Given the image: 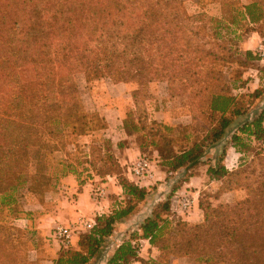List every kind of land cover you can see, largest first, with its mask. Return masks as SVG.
Masks as SVG:
<instances>
[{"label": "trees", "instance_id": "trees-1", "mask_svg": "<svg viewBox=\"0 0 264 264\" xmlns=\"http://www.w3.org/2000/svg\"><path fill=\"white\" fill-rule=\"evenodd\" d=\"M223 23L237 28L240 23L264 26V0H249L231 12L223 9L219 20H207L203 14L187 16L183 7L165 0H0V215L19 213L20 187L26 185L29 193L37 190L34 186H56L59 179L76 176L64 159L47 166L43 176L33 175L31 169L52 161L53 152L64 151L70 157L77 149L71 138L106 128L95 114L72 108V103L81 102L78 76L86 82L107 78L115 84L136 83L131 93L136 112H140L138 99L147 97L146 88L154 79L181 96L187 94L192 121L206 119L205 137L188 149L174 151L172 141L162 136L161 146L155 145L161 165L167 176L185 172L201 164L206 149H218L229 140L207 177L226 184L224 192L231 191L238 184V170L228 172L222 165L226 150L232 146L246 156L264 140V108L251 121L231 129L234 119L244 113L236 108L237 97L226 73L233 66L246 67L253 55L247 52L241 57L227 48L219 32ZM208 46L215 52L206 50ZM28 72L34 74L33 80L24 78ZM259 95L255 91L251 96ZM123 127L138 131L128 120ZM90 150L92 156L101 153V158L90 162L86 158L84 164L101 178L118 176L123 199L134 203L93 220L90 233L79 237L77 250L63 251L54 264H96L109 250L115 225L133 215L146 196L144 189L121 177L111 152L94 146ZM79 178L78 192L85 184ZM243 185L239 186L248 192L246 199L232 205L213 207L199 198L203 217L199 225L180 221L171 225L163 218L170 211V199L158 204L138 225L137 238L130 236L106 264H144L136 255L140 240L148 241L161 258L264 264V183L254 190ZM19 235L0 217V254L6 247L14 250L11 241L19 243Z\"/></svg>", "mask_w": 264, "mask_h": 264}, {"label": "rangeland", "instance_id": "rangeland-1", "mask_svg": "<svg viewBox=\"0 0 264 264\" xmlns=\"http://www.w3.org/2000/svg\"><path fill=\"white\" fill-rule=\"evenodd\" d=\"M165 1L173 2L181 8L183 7L187 16L203 14L207 20H219L222 18L223 9L226 12H231L232 8H240V6L246 5L249 0ZM225 23L220 26L219 32L225 41H227V48L237 51L241 57H244L247 52L253 55V59L248 62L246 67L239 68L233 66L226 73L227 80L233 84L231 89L232 94L237 97L236 108L244 113L243 116L234 119L231 127L234 130L246 121H251L256 113L264 108V26L252 25L245 27L241 22L237 28L226 26ZM209 49H213L214 52L216 50L211 46H208L206 50ZM24 78L26 80H33L34 74L28 72L24 74ZM76 84L80 91L81 102L80 104L72 103V108H75V112L78 108H82L88 113L95 114L99 119L104 121L106 128L104 130L90 132L77 139L71 138L70 140L72 142L77 143V149L73 150L70 157H66L64 151L53 152L52 156L54 157V161L34 164L31 169L33 175L43 176L47 174V166H55L58 161L64 159L68 165H72L73 169L77 172L76 176L80 177V180H85V182L95 181V188L92 190V195L94 196L97 190L102 192V184L113 180L116 186H119V181L118 176L101 178L96 175L95 171L89 169L87 164H84L86 158L88 162L93 160V158H96L97 161L101 158V153H95L94 156L91 155V147H97L102 150L101 152H111L120 166L121 177L125 178L129 183L132 182L126 178L125 173L130 175L135 181L148 178L141 179V176L137 177L133 173V168L136 163L140 160H145L148 163L151 174L154 168L159 167L165 172V179H171L173 181L172 185L167 187L169 192L164 194V198L160 201H154L149 206L148 204L153 193L152 191L148 192L146 188H141L146 191V196L142 203L144 206L154 209L158 204L170 199V211L163 215V218L168 219L171 225L179 221L191 225L184 220V217L189 216L192 211L191 198L188 197V194L178 192L173 194L171 191L180 190L179 185L194 174L202 177L206 176L202 180V183L198 182L200 186L198 185L199 187L196 189L200 193L199 198L213 207L232 205L245 200L248 192L239 185L244 184V187L250 186L248 188L249 190L258 189V187L262 188V183H264V140L258 142L257 146H252L249 150L248 157L245 156L243 158L244 162L237 169L238 177H236V181L238 180V184H234V188L231 191L237 192L238 196L234 199L233 203H226L227 199L224 196L226 193L224 192L226 184L211 181L207 177L208 168L217 162L221 155V148L229 140L226 141L225 139L223 141L224 144H220L218 149L203 150L204 157L199 166L185 172L179 171L167 176L168 170L161 165L158 151L155 148V145L158 147L161 146L159 139L162 136L166 137L169 141H172L171 145L174 151H182L190 148L193 143L200 142L205 137L208 126L204 117L197 118L194 122L192 121L190 109L186 104V99H188L187 94L181 96L180 93H176L174 90L171 91L166 83L154 79L146 88L147 97H140L138 99L140 102V112H136L131 98V93L137 89L136 83L115 84L107 78L86 82L82 76H78ZM255 91L260 92L258 98L251 96ZM125 120H128L131 126L136 127L138 131L128 132L124 130L123 122ZM119 145H121L120 148ZM71 148L69 147V149ZM132 152L136 153L135 160L130 159L128 164L123 168L119 163L120 159L124 158V156L126 157V155L130 157ZM81 163L83 164L81 165ZM37 165L40 167L37 168ZM99 166L100 164H97L96 168ZM34 187L37 190L29 193L26 190V185L20 187L16 194V209L19 213L8 215L4 211L0 215V217L5 218L6 223L12 224L20 234L19 243L13 240L11 241L14 250L11 247H6L0 254V260L3 261L0 264H54L61 257L63 251H65L64 249H59L58 257L51 263L49 254H46L45 251L48 248L52 249L54 246L52 243V234L55 227L50 230V236H42L40 235L41 230L40 232L38 230V227L42 225L40 218L52 211L51 207L55 200L57 201L62 198H56L53 195L57 191V185L54 186L52 184V186L49 185L48 187L46 186L40 189L37 186ZM60 191L61 189L58 192L60 193ZM75 191H78V188ZM113 197L109 214L117 207H126L129 203H134L133 201L130 202L127 198L123 199V195ZM68 200L71 201L72 199L68 198ZM137 204L139 202L135 203V206ZM6 214L7 217H5ZM82 220L88 221L85 218ZM138 225L139 221H135L134 229H131L130 234L127 233L128 235L126 237L130 238V236L136 235L135 228ZM90 231H81L76 237L77 242L79 237L88 235ZM134 238L137 237L134 236ZM68 250L75 251L71 247ZM136 250L137 259L143 261L144 264H212L210 262L195 261L189 258H174L172 256H163L161 258L159 251L152 247L148 248L142 241L137 242ZM155 251L159 253V256L153 259L151 256H155ZM12 257H16V259L13 261Z\"/></svg>", "mask_w": 264, "mask_h": 264}, {"label": "crops", "instance_id": "crops-1", "mask_svg": "<svg viewBox=\"0 0 264 264\" xmlns=\"http://www.w3.org/2000/svg\"><path fill=\"white\" fill-rule=\"evenodd\" d=\"M246 156L248 157V155ZM244 157L245 156L243 154H239L232 146H229L226 150L222 165L224 166L226 171L234 172L241 166V163L244 162ZM135 158L136 153L132 152L130 157H127V155L126 157L124 156V158L120 159L119 163L124 168L128 164V161L130 159L135 160ZM38 167L40 166L37 165V168ZM125 176L130 182L134 183L139 188H146L148 192L152 191L153 196L151 195L148 206L156 200H162L165 196L164 194H166V192H169L167 187L171 186L173 181L171 179H165V172H163V170L159 167H156L152 170V174L150 177L140 181L133 180L127 173H125ZM204 177L206 176L202 177L200 175L194 174L192 177H189L179 185L180 190L171 191V193L173 194H176V192L188 194L189 196H187L191 198L192 211L189 216L184 217V220L191 225H197L202 222V215L198 208V198L200 193L196 188L200 186V183L198 182L202 183ZM76 181L77 178L71 174L59 179L56 192H58L59 189H61V191L60 193L55 192V194L53 195H55L56 198H62L58 199L57 201L55 200L53 206L51 207L52 211L40 218V222H42V225L38 227L39 232L41 230L40 235L50 236V230H52L53 227L68 226L83 218L87 219L90 222H93L92 220H95L98 217L107 216L112 207L111 200L112 198H114L113 196H122L121 188L119 186H116L113 180H109V182L101 185L103 188L101 197L96 199L92 195V190L93 188H95V181L85 182V184L80 188L79 192L75 191V189L78 188V184ZM224 196L227 199L226 203H233L234 199L238 196V193L229 191L226 192ZM68 198H71L72 200L70 201L68 200ZM148 206H144V204L142 203V205H139L137 207V212L135 211L133 215L115 225L114 234L109 238L108 241L109 250L107 254L101 258V260L96 262V264H106L107 260L111 257L113 252L119 246H121L122 243L128 240V237H126L128 235L127 233H129L131 229H134L135 221H139L140 224V222H142L146 217L150 215L152 208H149ZM44 228L46 229L44 230ZM136 231L139 233L138 228L136 229ZM76 237L77 236L73 238L71 243V248H73V250H77ZM140 241H142V243H145L148 248H151L148 241ZM52 243L54 245L52 249L48 248L47 251H45L46 254H49L51 263H53V261L58 257L57 254L60 251L59 249H61L60 245L53 239ZM155 252V256H151V258L153 259H156V257L159 256V253L157 251Z\"/></svg>", "mask_w": 264, "mask_h": 264}, {"label": "built area", "instance_id": "built-area-1", "mask_svg": "<svg viewBox=\"0 0 264 264\" xmlns=\"http://www.w3.org/2000/svg\"><path fill=\"white\" fill-rule=\"evenodd\" d=\"M133 173L137 177L141 176V179L151 176L148 163L145 160H140L136 163L133 168ZM101 194L102 192L97 190L94 198H100ZM93 225V222L80 219L68 226H57L53 230L52 239L60 245L61 249L67 250L71 247L72 240L75 236H77L81 231L91 230Z\"/></svg>", "mask_w": 264, "mask_h": 264}]
</instances>
